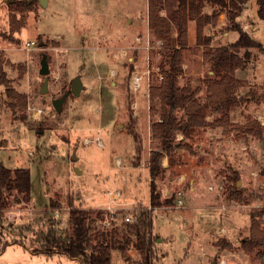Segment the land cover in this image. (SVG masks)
Masks as SVG:
<instances>
[{"label":"rangeland","instance_id":"374dc122","mask_svg":"<svg viewBox=\"0 0 264 264\" xmlns=\"http://www.w3.org/2000/svg\"><path fill=\"white\" fill-rule=\"evenodd\" d=\"M252 2L248 0L238 20L244 29L249 24L247 31L261 46L249 48L246 67L234 72L241 81L235 91L238 101L223 117L209 108L211 125L194 129L190 136L175 134L177 148L160 158L163 171L156 177L153 201L151 159L162 147L152 129L161 104L151 92L162 83L168 64L164 40L149 26V0H48L47 5L41 0H0V160L11 169L29 168L32 183L29 201L16 190L6 194L9 205L0 213V264H80L44 240L51 223L58 235L72 231L69 200L94 218L92 243L98 230L118 228L123 234L129 228L126 216L148 213L150 264H264V246L247 250L243 245L254 220L264 231V20H257ZM215 12L216 25H202L194 17L196 31L182 49L178 77V85L189 86L204 103L209 81L220 77L204 59L205 38H211L213 47L238 38L229 29L227 13L220 8ZM245 52L238 51L241 56ZM44 53L50 73L48 91L41 93ZM136 75L143 77L138 91L133 87ZM77 77L82 87L76 95L71 86ZM7 90L22 99L10 98ZM67 91L57 111L53 99ZM174 112L185 115L183 109ZM191 179L203 199L189 212L191 199L180 204L174 192L188 191ZM234 185L240 197L232 195ZM165 187L171 195L163 194ZM114 190L121 194L110 211L108 192ZM51 199L60 205L51 207ZM162 222L172 230L163 229ZM143 261L133 244L125 252L111 251V264Z\"/></svg>","mask_w":264,"mask_h":264},{"label":"trees","instance_id":"16d2710c","mask_svg":"<svg viewBox=\"0 0 264 264\" xmlns=\"http://www.w3.org/2000/svg\"><path fill=\"white\" fill-rule=\"evenodd\" d=\"M208 1L216 8L211 14L200 15L198 22L202 25H216L219 15L215 11L220 8L227 13L229 29L236 30L238 38L229 45L217 47L211 46L209 36L205 38L208 49L204 52V59L210 63L216 73L220 74V77L209 81V94L207 102L204 103L195 96L189 86L178 85V77L182 74V49L189 44V0H149V26L157 37L164 40L166 46L164 54L168 64V68L162 71V83L153 87L151 92V98H158L161 104L160 119L153 123L152 129L162 147L161 152H153L151 159L153 201L156 198L154 195L156 177L163 171L160 158L163 156L162 153L166 152L170 155L177 148L173 142L175 134L182 132L188 137L194 129L211 125L207 120L209 108L213 107L215 111L222 112V117L230 112L238 101L235 91L241 85V81L235 77L234 72L246 67L250 57L249 48L261 46V42L245 30L238 20L248 0ZM22 2L19 1V4ZM256 3L258 19L264 20V0H256ZM242 48L246 50L243 56L238 53ZM0 79L3 80L1 69ZM7 94L10 98L22 99V95L15 90H7ZM176 109H183L185 115L178 117L174 112ZM134 134L136 135L135 132ZM262 173L264 175V169ZM31 185L29 168L11 169L0 160V213L9 205L7 192L16 190L23 200H31ZM234 188L232 195L240 197L241 194L236 191L237 186L234 185ZM69 201V223L72 231L63 236L58 235L51 223L44 240L61 253L81 260L80 264H111L113 248H119L125 252L133 244L144 256L143 264H150L153 244L149 235H151L152 218L148 213H142L137 222L128 223V231L123 234L118 228L98 230L96 241L92 243L90 231L93 229L91 223L94 218L77 207L72 200ZM50 205L58 207L60 204L58 200L51 199ZM100 214L103 212H99V216H102ZM129 233L136 236V241L128 235ZM120 235L121 239H119ZM243 245L247 250L264 246V231L260 230L258 221L252 222L251 236L246 238Z\"/></svg>","mask_w":264,"mask_h":264},{"label":"crops","instance_id":"0c3cea01","mask_svg":"<svg viewBox=\"0 0 264 264\" xmlns=\"http://www.w3.org/2000/svg\"><path fill=\"white\" fill-rule=\"evenodd\" d=\"M246 6H247V3L245 5V8H246ZM252 7H254V9H253L254 13L257 15L258 6L256 3V0H253ZM212 8H213V6L208 0H189V21H190L189 22V33H190V35L192 32L196 31V24H194V22H195L194 17L197 18L200 15H203L206 13L211 14ZM257 20H260V19H258V16H257ZM245 25H248V27H249V24H245ZM246 30H247V28H246ZM207 34H210V33H207ZM166 164H167V161H164V165H166ZM189 182H190V185L188 186V191L184 190V196L185 197H183V199H185V202H187L188 198L191 199L190 203H189L188 211L192 212L191 210L197 206L195 204L203 199L202 198L203 195L199 192L196 193V189L198 187L196 185L195 179H191ZM165 225L166 224L162 222L161 226L163 229H165L166 231L172 230V228L169 227V225H167V226H165Z\"/></svg>","mask_w":264,"mask_h":264},{"label":"built area","instance_id":"2783aa9c","mask_svg":"<svg viewBox=\"0 0 264 264\" xmlns=\"http://www.w3.org/2000/svg\"><path fill=\"white\" fill-rule=\"evenodd\" d=\"M246 28H248V25H245V29H246ZM33 43H35V42H34V41H33V42H28V43H27V46L29 47V46H31ZM157 43H158V46L160 47V45H161V41L159 40V41H157ZM145 48L147 49V51H148V53H149V52H150V49L152 48V45H151V39H149V40L147 41V45H145ZM149 73H150L149 71H144V74H149ZM142 80H143L142 75H136V76L134 77L133 87H134V90H135V91H138L139 88L141 87V85H142ZM133 106H134L135 108L138 107V101L133 102ZM134 107H133V108H134ZM99 143H100V142H99ZM209 188H210V189H213L214 186H213V185H209ZM223 189H224L223 185H220V186L218 187V190H219V191H223ZM162 190H163V194H165L166 196L171 195V192H170V190H169L168 187H165V188H163ZM174 193L176 194V198H177L178 202H179L180 204H182V203H183V197H184V191H183V189H178V190H176ZM108 194H109L111 197H109V198H110V201H108L107 208H108L110 211H113V209H112V208H113V203L116 202L117 199H119L121 192H120V190H114V191H112V192H111V191L108 192ZM148 205H149V208L152 207L151 204H148ZM225 207H226V204H223V208H225ZM107 215H108V211H107ZM125 220H126V222H128V223H135V222H137V221L139 220V217H133V216L128 215V216L125 217ZM103 222H104V224H106V225H110V224H111L110 220H108L107 218H105Z\"/></svg>","mask_w":264,"mask_h":264},{"label":"water","instance_id":"95a60500","mask_svg":"<svg viewBox=\"0 0 264 264\" xmlns=\"http://www.w3.org/2000/svg\"><path fill=\"white\" fill-rule=\"evenodd\" d=\"M41 2H42L43 5H47L48 0H41ZM40 73L43 74V75H46V77L44 79V82H43V85H42V87L40 89V92L41 93H46L48 91V83H49V75L48 74L50 73L49 59H48V55L46 53H44L42 55V58H41ZM81 87H82V83H81L80 77H77V78L73 79L72 86H71L72 93H74L76 95L79 94L80 90H81ZM69 93L70 92L67 91L61 97L53 99V105H54V107L56 108L57 111H61L62 106L64 104V101H65L66 97L69 95ZM72 158L74 160L78 159V156L76 155V149L73 151ZM75 171L77 173H79L80 169L78 167H75Z\"/></svg>","mask_w":264,"mask_h":264}]
</instances>
